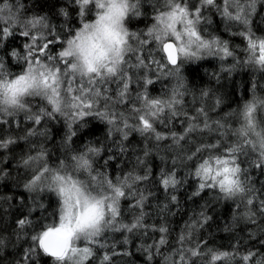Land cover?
<instances>
[{
    "label": "trees",
    "instance_id": "16d2710c",
    "mask_svg": "<svg viewBox=\"0 0 264 264\" xmlns=\"http://www.w3.org/2000/svg\"><path fill=\"white\" fill-rule=\"evenodd\" d=\"M9 2L17 4V0H9ZM231 2L236 4L233 0ZM237 2L247 13L251 33L258 42L260 38H264V0H237ZM189 3L191 7L194 1ZM18 6L22 18L47 17L58 32L64 25L65 17L59 14L62 8L68 11L71 17L70 26L73 30H78L81 26L77 7L70 5L68 0H19ZM217 6L221 10L225 7L221 2ZM203 8L204 16L209 17L207 20L210 24L213 23L214 36L202 35V37L226 41L229 44V50L233 53L232 56L224 57L222 53L206 52L203 57L182 63L179 61L176 67L165 64L162 69L153 63L157 58L162 62L165 61L160 46L151 42L143 45L140 51V56L150 67L136 69L137 74L146 72L154 82L147 86L149 97L171 100L176 90L175 99L179 103H173L171 109L166 107L161 113V118L165 120L167 126L159 122L154 124L156 131L168 136L167 139L157 142L154 134H146L152 136L151 139H147L139 132H132L128 140L123 142L126 151L120 152L118 147L120 134L114 132L109 135L111 126L107 120L95 114L77 117L75 120L56 114L53 119L44 117L40 124L26 119L24 112H18L14 116L0 114V121H9V123H0V130H2L0 139L11 138L15 141L8 148H0V239L4 241L3 245H0V264H16L23 256L24 250L32 245L30 239L32 234L41 231L44 225L58 223V197L51 192L43 194V202L47 205L43 215L39 209L28 215L29 209L33 207L34 194L28 192L24 184L44 166L56 169L62 162L71 164V157L85 153L88 147L101 149L99 155L89 154L94 169L92 176H96L99 172L106 179L115 182L118 177L123 180L130 172L141 176L147 172L148 180L134 182L132 191L136 195L121 198L120 201L122 222L125 224L135 222L142 211L145 214L141 220L144 227L134 229L132 232L106 231L100 238L103 247L101 244L92 245L93 256L89 257L85 264H101L105 254L110 256V261L106 264H264V244L261 243L264 240V216H261L257 210L259 201L254 200L253 206H250L253 211H257L256 223H245L242 219V214L246 210L243 203L238 199L224 198L218 188L205 189L200 192V195H193L199 180L189 173H194L197 164L202 162L203 158H207V152L198 153L192 160L177 159L178 156L186 157L195 152L201 142L215 143L217 139H220V132L207 130L190 132L184 140L180 141L179 148L173 144L170 135L171 132H176L177 135L184 134L189 122L202 127L207 118L213 128L216 127L214 123L216 121L225 125L227 135L224 136L223 142L233 143L236 140L232 134L233 130L239 129L244 123L242 115L244 105L254 100L264 101V69L248 62L249 53L246 51L248 40L245 37H239L230 44L225 29L217 33L214 28L215 25L221 28L225 20L221 14L222 11H217V8L213 6ZM159 9L141 0L142 14L132 18V22L127 25L129 31L146 33L155 22L154 18ZM94 19L95 10L88 15L87 22ZM67 32L68 28L63 27L57 43L50 45L51 54L55 55L61 50V43ZM33 34H36L35 30ZM142 38L149 39L146 36ZM28 42L30 41L22 37L19 29H16L15 35L7 38L3 45L9 52L16 50L23 54L24 45ZM153 47L158 50L155 51ZM213 52L216 51L213 50ZM0 55H5V66L9 72L18 73L22 70V65L16 58L6 55L2 49H0ZM133 62H135L134 57ZM108 87L110 89L108 95L115 99L116 85L111 84ZM131 91L135 96L137 91L135 83L131 85ZM139 91L143 92L144 89ZM27 100L33 111H38L40 108L51 110L47 101L40 97H29ZM103 103L101 101L97 105V110H104ZM135 106L140 107L139 103ZM132 107L133 104L130 101H125L123 104H117L114 111L123 112L126 117H129L128 122L133 124L135 120L129 115ZM201 109L203 113L200 112ZM173 111L176 112L175 116L172 115ZM254 111L259 120L257 131H260L264 129V104L255 103ZM69 123L72 124V131L75 132L71 140L67 139ZM29 130H35L37 134L28 135ZM146 148L150 149L147 156L144 155ZM222 151V148L218 149L216 154H221ZM29 156L37 159L30 161L29 166H25L22 161ZM113 156V159H109ZM138 157L144 160V164H138ZM242 167H248V165L245 164ZM161 170L165 173L175 171V178L182 183L175 189L169 187L165 190L160 183ZM250 171L256 178L255 186L259 189V180H264V176L259 175V170L250 169ZM75 178L87 181L91 177L86 171L80 170L75 173ZM129 182L132 183L131 180ZM141 194L146 199L142 207H138L137 199ZM171 195L177 197L175 203L171 201ZM256 195L264 198V189ZM162 209L164 211H161ZM201 212L212 219L204 223L200 216ZM25 216H28L32 223L26 226L21 234L16 221ZM238 217H241L239 221H237ZM162 225L168 228L167 233L156 230ZM161 235L165 236L167 243L159 246V250L156 247L150 249L152 258L149 259L144 249L149 245H156ZM181 236L184 237L183 241L180 239ZM78 246L84 247V242H80ZM188 249L195 250L198 255H191ZM210 251L228 252L232 258L211 261ZM249 253L254 255L245 261L243 257ZM38 264H53V261L50 257L41 254Z\"/></svg>",
    "mask_w": 264,
    "mask_h": 264
},
{
    "label": "snow or ice",
    "instance_id": "6c2138e0",
    "mask_svg": "<svg viewBox=\"0 0 264 264\" xmlns=\"http://www.w3.org/2000/svg\"><path fill=\"white\" fill-rule=\"evenodd\" d=\"M146 3L155 6L156 0H145ZM238 9L233 15L229 9L232 7L230 0H225V7L221 14L229 21H239L244 25V31L239 35L248 40L246 51L249 53L248 62L259 65L264 69V38H254L251 33L250 20L245 12L241 15L242 9L237 0H233ZM14 5L9 0L0 2V49L21 63L22 70L18 73H11L5 66V55H0V96L3 104L12 107V110L0 108V114L14 116L18 112H24L25 118L32 120L35 124H40L44 117L55 118L56 114L67 116L72 120L85 115H98L106 119L111 126L109 135L114 132L120 134L118 145L120 152L126 151L123 144L127 141L132 132H139L147 139L154 138L157 142L168 138L165 134L157 132L154 124L156 122L165 124L161 118V113L167 107L172 108L173 103H179L175 99L176 90L171 100H161L150 98L147 86L153 84L145 72L144 74L129 75L130 69H147L149 64H145L144 58L138 55L143 45L148 43L151 38L162 45L163 51L168 53V60L171 64L177 63V57L173 54V45L167 43L169 37H174L180 43L177 46L182 56L195 59L199 58L201 51L209 54L222 53L224 57L232 56L228 43L219 38L204 39L201 35V23L207 24L208 20L202 12L206 6L215 7V0H199L200 6L191 5L190 10L187 0H165L164 6L158 10L155 22L147 32H130L128 24L133 17L140 16L141 0H68L70 5L77 7V15L80 18L81 26L78 30H73L70 26L71 17L66 9H60L61 15L65 17L63 27L68 28L64 34L65 38L61 43V50L55 55L51 54L50 45L57 43L59 35L63 32V27L58 32L47 17H33L30 19L22 18L20 7ZM95 10V22H87V17ZM154 10L155 7H154ZM217 11H221L217 8ZM182 25V29H177L176 25ZM19 29V34L27 38L28 43L24 45L23 54L16 50L4 49L3 42L15 35V30ZM35 30L36 34H33ZM51 37V39L49 38ZM216 49V52H213ZM133 57L135 62H133ZM153 63H158L153 61ZM11 77V78H9ZM135 83L137 91L132 95L131 85ZM116 85V97L108 95L109 85ZM183 86L182 84L180 85ZM103 89V91L101 90ZM139 89H144L143 92ZM40 97L47 101L51 110L40 108L33 111L27 98ZM103 101V111L97 110V105ZM130 101L133 104L129 115L135 123L128 122L123 112L114 111L117 104ZM139 103L140 107H136ZM255 103L264 104V101H253L246 103L243 109L244 123L239 129L233 130L236 137L235 142H223L227 135L225 125L219 121L214 122L213 128L205 118L201 127L199 124L189 122L184 134L177 135L171 132L173 144L180 147V141L184 140L190 132L205 131L220 132V139L215 143L201 142L186 157L177 159L192 160L197 154L207 152V158H203L195 168L194 173H189L198 178L197 190L193 195H200L205 189H219L227 199H238L243 203L245 212L242 219L245 223H256L257 211H253L254 200L259 203L256 206L259 214L264 216V198H260L256 193L264 189V180H259L260 188H256V178L252 175V170H259V175L264 176V129L257 131L252 113ZM203 113V109L200 110ZM175 116L176 112L173 111ZM0 123H9L8 120ZM69 134L67 139L71 140L75 132L72 131V124H68ZM224 131H221V130ZM2 131V130H0ZM35 130H29L28 135H36ZM26 138V137H25ZM15 143L11 138L0 139V148H8ZM158 146V145H157ZM171 148V146H169ZM223 149L221 154H216L218 149ZM101 149L88 147L85 153L71 157V164L61 163L59 168L51 169L44 166L42 170H37L32 177L24 184V188L33 193V207L29 209L28 215L39 209L41 215L47 210V205L43 202V194L46 192L54 193L58 197V223L44 225L41 231L32 234L30 239L32 245L24 250L23 256L16 264H38L41 254L50 257L53 264H85L89 257L93 256L92 245L101 244L100 238L106 231L126 230L132 232L134 229L143 228L141 220L144 212H140L135 222L125 224L120 217L122 216L120 201L127 196H135L132 191L134 182L148 180V173L143 176L129 173L123 180L119 177L115 182L94 171L90 162L89 154L99 155ZM150 149L146 148L144 155L149 154ZM256 155L253 156L252 154ZM43 153H41L42 155ZM109 157V159H113ZM36 157L29 156L22 162L29 166L30 161ZM138 164H144V160L137 158ZM107 164V161H105ZM176 164V160H173ZM248 167H242V165ZM83 170L91 177L90 180H80L75 178V173ZM6 175V173H5ZM99 177V179H97ZM175 171L165 173L161 170L160 183L167 190L169 187L175 189L182 183L176 179ZM132 181L130 183L129 181ZM127 190V191H126ZM146 197L141 194L137 199V206L142 207ZM171 201L175 203L177 197L171 195ZM239 207V205H238ZM167 208V205H165ZM161 211H164L162 209ZM203 222L212 219L204 212L200 213ZM241 217L237 218L239 221ZM28 216L16 221L17 226L23 234L26 226L31 225ZM195 226V225H193ZM202 226V225H201ZM160 233H167L168 228L160 226L156 229ZM181 241L184 237L181 236ZM84 242V247H79V243ZM0 239V245H3ZM167 243L164 235H161L156 245H149L144 251L148 253V258H152L150 249ZM264 244V240L261 241ZM103 247V245L101 244ZM191 255L196 256L195 250L188 249ZM254 253H249L243 257L249 260ZM211 261L221 260L222 258L231 259L228 252L214 253L210 251ZM184 260V256H181ZM110 261V256L105 254L101 264Z\"/></svg>",
    "mask_w": 264,
    "mask_h": 264
},
{
    "label": "rangeland",
    "instance_id": "374dc122",
    "mask_svg": "<svg viewBox=\"0 0 264 264\" xmlns=\"http://www.w3.org/2000/svg\"><path fill=\"white\" fill-rule=\"evenodd\" d=\"M192 1H194V4L196 5V6H198V4H199V1H197V0H189V2H192ZM188 2V4H190ZM223 3V5H225V0H215V9L216 8H218V4L219 3ZM230 2H231V0H230ZM164 3H165V0H156V3H155V6H157V7H159V8H162L163 6H164ZM199 7V6H198ZM189 8H190V10H193L190 6H189ZM202 9H204V8H202ZM215 9H213V10H215ZM240 9H242V11H241V15H242V17H243V15H244V13H245V10H244V8H241L240 7ZM223 10V9H222ZM221 10V11H222ZM237 8H236V4H234V3H232V7L229 9V11L231 12V13H233V15H235L236 14V12H237ZM207 18H209V17H207ZM152 27V26H151ZM176 27H177V29L179 30V29H182V25H180V24H177L176 25ZM214 28L217 30V33H219V31L220 30H223V29H225V31H226V34L228 35L227 37H228V39H229V41H230V44L232 43L233 44V42L237 39V38H239V37H244V36H241V35H239V33L240 32H242L243 31V28H244V25L241 23V22H239V21H229V20H227L226 18H225V20H224V22H223V24H222V26H221V28L219 27V26H217V25H215L214 26ZM200 30H201V35H206V36H209V37H211V36H214V32H213V23L212 24H210L209 23V21H208V23L207 24H204V23H201V25H200ZM170 38V39H169ZM169 38H167V40L166 41H173L175 44H176V46H178V44L180 43L179 41H176L175 40V38L174 37H169ZM203 38V37H202ZM154 43L156 46H160V50H161V52H162V56H164V53H163V50H162V45L159 43V42H157V41H155V40H153V39H151V38H149L148 39V43ZM229 45V44H228ZM153 49L155 50V51H157L158 49L157 48H154L153 47ZM214 51H217L216 49H213ZM207 51H201V53H200V56L199 57H203V55L206 53ZM138 55H141V53L139 52L138 53ZM206 55V54H205ZM165 57V56H164ZM179 57H180V63H182V62H186V61H189L190 59L189 58H186V57H184V56H182L180 53H179ZM196 59V58H195ZM155 62H158V63H154L156 66H158L159 68H164V65L165 64H168L167 63V61H166V58H165V61L164 62H162V60L161 59H159V58H157L156 60H155ZM169 65V64H168ZM170 66V65H169ZM137 70L136 69H132L131 70V73L129 74V75H132V76H135L136 74H137ZM252 116H253V119H254V122L256 123V125L258 126V117H257V113H255V111H253V113H252Z\"/></svg>",
    "mask_w": 264,
    "mask_h": 264
},
{
    "label": "water",
    "instance_id": "95a60500",
    "mask_svg": "<svg viewBox=\"0 0 264 264\" xmlns=\"http://www.w3.org/2000/svg\"><path fill=\"white\" fill-rule=\"evenodd\" d=\"M166 42H167V43H171V44L173 45V49H172V51H173V54L177 57V63H176L175 65L171 64V62L168 60V53L165 52V51H163L164 56H165V58H166L167 63H168L171 67H176V66L179 64V60H180L179 52L176 51L177 46H176V44H175L173 41H166ZM162 50H163V48H162Z\"/></svg>",
    "mask_w": 264,
    "mask_h": 264
},
{
    "label": "clouds",
    "instance_id": "9594fccd",
    "mask_svg": "<svg viewBox=\"0 0 264 264\" xmlns=\"http://www.w3.org/2000/svg\"><path fill=\"white\" fill-rule=\"evenodd\" d=\"M95 22V19L90 21L89 23H94ZM0 108H7L8 110H12V107L9 106V105H4L3 104V98L2 96H0Z\"/></svg>",
    "mask_w": 264,
    "mask_h": 264
},
{
    "label": "bare ground",
    "instance_id": "6f19581e",
    "mask_svg": "<svg viewBox=\"0 0 264 264\" xmlns=\"http://www.w3.org/2000/svg\"><path fill=\"white\" fill-rule=\"evenodd\" d=\"M170 39V38H169ZM152 48V47H151ZM133 75V74H132Z\"/></svg>",
    "mask_w": 264,
    "mask_h": 264
}]
</instances>
